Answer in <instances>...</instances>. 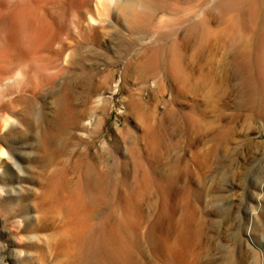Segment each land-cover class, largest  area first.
Returning <instances> with one entry per match:
<instances>
[{"label":"bare ground","instance_id":"6f19581e","mask_svg":"<svg viewBox=\"0 0 264 264\" xmlns=\"http://www.w3.org/2000/svg\"><path fill=\"white\" fill-rule=\"evenodd\" d=\"M13 1L19 2L0 0V16ZM65 1L47 45L46 79L39 77L36 43L27 48L20 27L0 25V121L11 123L10 115L16 116L25 127L18 132L23 138L35 126L42 128L41 146L48 158L42 163L36 208L41 218L51 220L50 228L56 222L54 209L62 208L65 226L49 234L48 243H32L33 249L45 261V251L52 249L58 264H199L200 223L196 229L189 216L198 210L192 199L201 197L192 188L197 180L190 165H201V151L193 148L213 121L205 119L198 96L218 105L225 80L231 122L244 117V105L264 119V0H126L115 8L130 30H160L163 22L153 18L175 10L181 12L177 24L183 31H161L152 44H144L145 37L114 36L108 45L100 39L104 29L89 25L88 0H77L75 13L72 1ZM104 7L110 10L109 4ZM100 49L122 53L126 77L157 82L146 96L132 93L128 101L141 132L126 126L123 140L114 139L106 151L72 133L88 132L81 126L84 113L71 101L72 72L86 76L90 52L98 57ZM166 81L175 97L163 111L159 103ZM69 144H84V149L73 155L65 151ZM183 149L193 150L191 158L176 154ZM4 171L13 172L9 166Z\"/></svg>","mask_w":264,"mask_h":264},{"label":"rangeland","instance_id":"374dc122","mask_svg":"<svg viewBox=\"0 0 264 264\" xmlns=\"http://www.w3.org/2000/svg\"><path fill=\"white\" fill-rule=\"evenodd\" d=\"M71 1L75 13L77 0ZM123 1L126 0H88L89 25L104 29L100 38L103 45L116 41L114 36L134 41L145 37L144 44H152L161 31L169 32L173 28L179 29V33L183 31L177 24L181 12L175 10L159 13L153 18L154 22H163L160 30L151 33L146 27L130 30L127 21L118 17L115 8L117 3ZM61 3L66 4V1H13L8 4L6 13L0 16L2 27L21 28L27 48H30L31 42L36 43V60H39L35 64L42 80L50 73V55L46 50L54 26L66 7ZM106 4L110 5V10L105 9ZM102 5L104 8H101ZM192 5H197L196 1ZM115 31L118 33L112 35ZM89 46L94 50L92 44ZM100 50L98 57L92 54L93 51L90 52L86 76L78 74L75 69L72 72L74 83L71 101L76 111L84 113L81 126L88 128V132L72 129V133L95 141L100 149L106 151L111 148L114 139L123 138L122 130L126 126L136 133L141 132L142 126L139 127V122L130 113L128 101L132 93L135 96H146L147 89L155 88L157 82L152 79L143 84L133 75L126 77L122 53ZM120 51L123 52L122 49ZM223 81L224 93L219 98L218 105L211 104L210 97L206 101L200 93L198 96L199 107L204 110L205 119L213 121L205 129L202 142L199 141L193 148L196 150L197 147L201 151V165H190L197 180L191 186L197 196L201 197L192 199L198 210L195 215L189 216L190 220L193 216L191 225L195 228L200 223L197 225L202 236L196 246L200 254L198 260L199 264H264V119L253 115L248 105H244V117L239 122L232 123L229 116L233 110L229 107L227 82ZM86 83L89 85L87 91ZM163 91L159 106L164 111L172 103L175 90L166 81ZM10 119L13 120L11 123L0 121V160H3L0 162V264H58L52 259V249L45 251V261L32 245L47 242L46 238L54 230L59 233L65 229L62 208L54 209V214L57 215L52 228L51 220L41 218L40 210L36 208V196L42 192L43 185L42 163L48 158V153L41 146L42 128L35 126L30 136L23 138L18 132L25 127L18 124L16 116L10 115ZM96 125L99 129L92 132ZM231 127L234 130L229 133ZM216 147L218 150L212 154L211 149ZM83 149L84 144H69L65 147V151L73 155ZM123 150L128 154L125 144ZM192 152V149H183L176 154L191 158ZM14 164L19 165L20 169ZM7 166L12 173H5ZM30 221L35 223L34 227Z\"/></svg>","mask_w":264,"mask_h":264}]
</instances>
